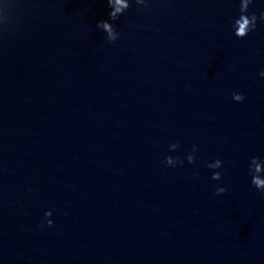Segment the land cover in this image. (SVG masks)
Masks as SVG:
<instances>
[{
	"label": "water",
	"instance_id": "obj_1",
	"mask_svg": "<svg viewBox=\"0 0 264 264\" xmlns=\"http://www.w3.org/2000/svg\"><path fill=\"white\" fill-rule=\"evenodd\" d=\"M240 3L0 0V264H264V0L244 38Z\"/></svg>",
	"mask_w": 264,
	"mask_h": 264
},
{
	"label": "clouds",
	"instance_id": "obj_2",
	"mask_svg": "<svg viewBox=\"0 0 264 264\" xmlns=\"http://www.w3.org/2000/svg\"><path fill=\"white\" fill-rule=\"evenodd\" d=\"M146 2L147 0H137V3L140 4V5H146ZM252 3V0H241V3H240V15H244V16H247L248 18V22H247V27L242 29V32L240 34H237L234 30V26L232 25V28H233V31H234V35L238 38H244L246 37L250 32L254 31L256 29V26H257V16L255 14H247L248 13V6L249 4ZM260 19L264 20V13H261L260 15ZM101 22H98L97 24L99 25ZM103 23V27L105 28H109V25H108V22L107 21H104L102 22ZM120 36V33L117 34L114 30L112 29H109V41L110 42H114L116 41ZM260 76L261 77H264V71H261L260 72ZM232 97L234 99V101L236 102H241L244 100V96L243 94L241 93H238V92H234L232 94ZM169 146H171V148L173 149H177L178 148V144L177 143H172L170 144ZM198 150V146L197 145H192V148L190 150V152L187 154L186 156V160L189 164H195L196 163V157H195V154ZM170 151V150H169ZM259 160L261 163H264V160H262L260 157H252L251 159V162L250 164L248 165V175L250 177H253V176H257V175H264V173H256L255 171V168H254V163H255V160ZM216 161V164L213 165V167H217L218 169H221L222 168V164H223V161L219 158L215 159ZM165 166L167 167H172V168H176L178 166H183L184 164V160L181 159L179 156H172V155H166L164 158H163V161H162ZM218 181L221 180L222 178V173L221 171H218ZM259 183V181H257V184ZM252 184V182H251ZM257 191L261 192V193H264V188H257L254 184H252ZM227 191V189L223 186H220V187H217L215 189V193L216 195H220L222 193H225ZM52 211L51 210H48L44 213V220L47 222L46 225L42 222L40 227H52L53 226V220L50 219V217L52 216Z\"/></svg>",
	"mask_w": 264,
	"mask_h": 264
}]
</instances>
